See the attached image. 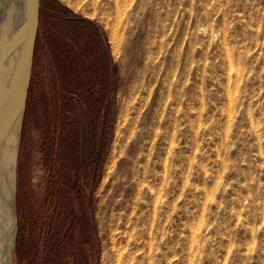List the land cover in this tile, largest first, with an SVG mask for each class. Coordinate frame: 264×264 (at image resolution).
Masks as SVG:
<instances>
[{
  "label": "rangeland",
  "instance_id": "rangeland-1",
  "mask_svg": "<svg viewBox=\"0 0 264 264\" xmlns=\"http://www.w3.org/2000/svg\"><path fill=\"white\" fill-rule=\"evenodd\" d=\"M40 2L14 264H264V0Z\"/></svg>",
  "mask_w": 264,
  "mask_h": 264
},
{
  "label": "water",
  "instance_id": "water-1",
  "mask_svg": "<svg viewBox=\"0 0 264 264\" xmlns=\"http://www.w3.org/2000/svg\"><path fill=\"white\" fill-rule=\"evenodd\" d=\"M7 1L18 3V0ZM40 22V0H23L19 20L0 40V146L3 139L12 131L19 129L22 133ZM16 240L17 236L12 250L13 263Z\"/></svg>",
  "mask_w": 264,
  "mask_h": 264
},
{
  "label": "bare ground",
  "instance_id": "bare-ground-1",
  "mask_svg": "<svg viewBox=\"0 0 264 264\" xmlns=\"http://www.w3.org/2000/svg\"><path fill=\"white\" fill-rule=\"evenodd\" d=\"M21 6L23 0H18V3L0 0V40L19 20ZM18 140L12 131L3 139L0 146V264H14L12 250L18 233L16 209Z\"/></svg>",
  "mask_w": 264,
  "mask_h": 264
},
{
  "label": "trees",
  "instance_id": "trees-1",
  "mask_svg": "<svg viewBox=\"0 0 264 264\" xmlns=\"http://www.w3.org/2000/svg\"><path fill=\"white\" fill-rule=\"evenodd\" d=\"M42 13V12H41ZM42 14H41V22H40V29H39V36H38V42H37V48H36V51L38 49V46L40 45V33L42 31Z\"/></svg>",
  "mask_w": 264,
  "mask_h": 264
}]
</instances>
